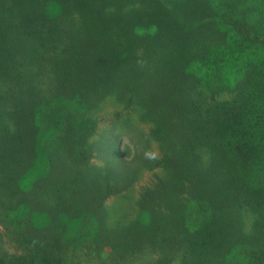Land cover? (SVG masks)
<instances>
[{
  "label": "trees",
  "instance_id": "16d2710c",
  "mask_svg": "<svg viewBox=\"0 0 264 264\" xmlns=\"http://www.w3.org/2000/svg\"><path fill=\"white\" fill-rule=\"evenodd\" d=\"M134 186L164 262L264 264V0H0V264L108 243Z\"/></svg>",
  "mask_w": 264,
  "mask_h": 264
},
{
  "label": "rangeland",
  "instance_id": "374dc122",
  "mask_svg": "<svg viewBox=\"0 0 264 264\" xmlns=\"http://www.w3.org/2000/svg\"><path fill=\"white\" fill-rule=\"evenodd\" d=\"M113 104L115 103L110 100L106 103L105 109H112ZM128 123L119 127L116 136L129 147L130 154L124 151L127 157L136 153V162L133 163V167H142L145 153L154 151L156 146L152 145L149 148L147 129L140 120L132 118ZM45 137L40 140L42 148H45ZM53 147L54 145H49L46 149L51 151ZM54 149L57 147L55 146ZM43 162L46 163L45 159ZM138 188L134 186L131 190L113 196L106 202L107 227L110 228L109 238H106L108 243L102 242L99 245H88V243L80 247L71 264H182V260L178 257L172 258L170 262H164L165 247L160 240L166 235V229L161 230V227L159 229L153 224L155 219L150 211L139 208ZM157 222L161 225L159 221ZM153 229L156 231L158 240L156 243H151L149 240V234ZM0 245L8 253L19 251L16 239L1 224Z\"/></svg>",
  "mask_w": 264,
  "mask_h": 264
},
{
  "label": "clouds",
  "instance_id": "9594fccd",
  "mask_svg": "<svg viewBox=\"0 0 264 264\" xmlns=\"http://www.w3.org/2000/svg\"><path fill=\"white\" fill-rule=\"evenodd\" d=\"M145 158L149 160H155L158 157H157V153L149 151L145 153Z\"/></svg>",
  "mask_w": 264,
  "mask_h": 264
}]
</instances>
